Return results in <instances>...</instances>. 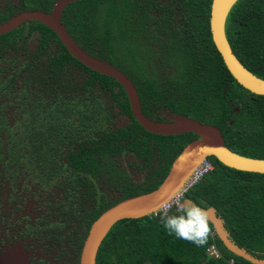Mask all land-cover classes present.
Listing matches in <instances>:
<instances>
[{
    "label": "trees",
    "instance_id": "trees-1",
    "mask_svg": "<svg viewBox=\"0 0 264 264\" xmlns=\"http://www.w3.org/2000/svg\"><path fill=\"white\" fill-rule=\"evenodd\" d=\"M55 1L5 2L0 23L22 9L49 11ZM210 5L211 0H77L61 18L82 48L127 74L147 116L161 119L165 107L214 124L228 148L264 158V95L244 88L227 70L211 38ZM225 34L238 60L264 79V0L235 1ZM120 114L127 117L125 125L117 124ZM197 137L145 130L122 86L79 62L45 24L31 21L0 34V208L6 184L20 177L48 185L73 172L75 183L86 189L74 187L70 194L81 204L67 202L58 211L76 222L71 235L58 237L59 245L69 244L70 260L63 264H78L83 239L103 210L156 188L183 146ZM124 152L143 160L144 180L135 183L119 166L116 156ZM209 159L213 170L184 197L213 207L229 237L264 259V173ZM98 179L118 190L114 200L96 189ZM15 191H8L10 206L20 200ZM85 199L92 203L85 206ZM208 224V243L197 247L168 235L157 213L118 220L103 238L96 264H254L229 251ZM210 246L218 256L209 253Z\"/></svg>",
    "mask_w": 264,
    "mask_h": 264
},
{
    "label": "water",
    "instance_id": "water-1",
    "mask_svg": "<svg viewBox=\"0 0 264 264\" xmlns=\"http://www.w3.org/2000/svg\"><path fill=\"white\" fill-rule=\"evenodd\" d=\"M74 1L77 0H56L49 11L22 9L0 23V34L10 32L31 21L45 24L55 32L67 51L79 62L100 74L114 78L122 86L133 117L145 130L162 135L192 132L198 136L183 146L156 188L117 201L92 221L80 248L78 264H96L98 248L114 223L124 218H140L155 213L166 198L179 191L191 171L203 158L214 156L226 166L258 173H264V158L248 157L228 148L221 130L214 124L183 114H168L165 109L163 114L167 117L166 120L147 116L142 110L136 86L127 74L112 63L90 54L68 32L61 15L67 5ZM235 1L237 0H211L209 16L211 38L233 78L250 92L264 95V79L253 74L238 60L226 38L225 19ZM206 212L214 233L229 251L251 263L264 264V259L252 255L229 237L213 207L207 208Z\"/></svg>",
    "mask_w": 264,
    "mask_h": 264
},
{
    "label": "rangeland",
    "instance_id": "rangeland-1",
    "mask_svg": "<svg viewBox=\"0 0 264 264\" xmlns=\"http://www.w3.org/2000/svg\"><path fill=\"white\" fill-rule=\"evenodd\" d=\"M125 123V119L122 118L118 125ZM121 162L126 163L125 156L121 157ZM144 172L146 171H134L132 175L140 178L145 175ZM6 186L9 188L8 191L14 188L20 200L10 206L9 192L3 194L4 201L0 208V264H61L64 260L68 262L69 258L67 260L64 254L60 255L68 250L69 244L64 242L59 245L58 242H53L49 234L41 230L46 225L53 226V221H56L58 228H60L59 234L62 232L65 235L71 231L72 227L64 224V218L61 220L56 214H52V217L47 219V223L37 224L35 228L33 226L36 220H41L44 217L43 213L46 211L44 202H47L48 199L55 201V204H57V199L63 201L59 198L60 193L54 192V197L51 199L43 195L42 197L45 196L43 199H35L34 197L32 200V194L35 193L37 187L36 181L32 180L26 185L23 177H20L17 184H6ZM51 189L54 190L55 188ZM26 226H31L34 229L28 231ZM69 253L72 254V252Z\"/></svg>",
    "mask_w": 264,
    "mask_h": 264
},
{
    "label": "flooded vegetation",
    "instance_id": "flooded-vegetation-1",
    "mask_svg": "<svg viewBox=\"0 0 264 264\" xmlns=\"http://www.w3.org/2000/svg\"><path fill=\"white\" fill-rule=\"evenodd\" d=\"M5 2H8V4H13V3H17L18 4L19 0H1L0 1V5L2 6ZM80 75L81 74H77V76H79V77H80ZM163 109H165L168 114H172L173 113V112L168 111L165 107H163V108H161V111L158 114L161 119H157V120H166L167 119V117L163 114ZM122 118L125 119V121L127 123V117L120 114L119 119H117V124L119 123L120 119H122ZM125 124H123V125H125ZM122 156H125V158H126V163L125 164H123L121 162V157ZM116 158L118 160L119 166H121L126 171L128 177L130 179H132L135 183L144 180L145 177L148 175L147 170L144 168L143 160L142 159H138L136 157L135 153H133V152L132 153L124 152V153H121V154L117 155ZM137 165H141V169H138L136 167ZM141 170H145L146 171V172H144L145 175L143 177L136 178L134 175H132L134 171H141ZM130 171H132V172H130ZM76 178L77 177L75 176V174H73V172H63V173H61L59 175V177L57 179L54 180V182H52V183L50 182V184L45 185L44 183H41V182L37 181L36 179L24 177L26 185H27V183L31 182L32 180L36 181L37 187L35 189V193L32 194L33 195L32 200H34L33 199L34 197H35V199L36 198L37 199L38 198L43 199L45 196L51 199L52 197H54V192H56V191L58 193H60V195H61V197L59 195L60 200H63L61 202V201H59L56 198L57 199L56 200L57 204H55V201H51L49 199H48L47 202H44L45 203L44 205L46 206V211H45V213H43L44 217L41 220H36L35 221V223L33 224L34 228L37 226V224L47 223V221H48L47 219L49 217H52V214H56V216L59 219L61 218V220L64 218V224L67 226L66 222H68L71 219V217H66V216H68V215H66V213H64V215L61 217L58 214V211L60 210V206H65V204L67 202H68V204L70 206H71L72 203H73V205L81 204L80 200L75 199L74 196H72L70 193L74 190V187H76L75 188L76 190H78L80 188L82 191H84L86 189L85 185H82L81 183H78L79 181L77 183H75ZM95 186H96V189L100 193L103 194L105 199L114 200L119 194L118 190L114 186L113 187H109L108 186V183H107L106 180L98 179V181L95 184ZM27 188H28V186H27ZM27 188L24 187V189H27ZM51 188H55V189L53 190ZM90 189L93 190L94 187L92 185H90ZM65 192H66V194H65ZM43 195H45V196L42 197ZM93 197H95V194L93 195ZM49 201H51V202H49ZM84 201L86 203L85 206H89L92 203V200H89V199H85ZM50 204H54V208H52L50 206ZM71 221H72V219H71ZM53 223H54L53 226L49 224V225H46V227L44 226L41 230L43 232L45 231L47 234H49L51 236V239L53 240V242L57 243L58 242V237L60 235L59 232H58V231H60V228L57 227L58 224L56 223V221H53ZM75 224H76V222L72 221V223L69 225V226L72 227L71 231H69L68 233L63 235L64 238H66L67 235H69V234L71 235V232L73 230V225H75ZM40 227H42V226H40ZM34 228H32L31 226L30 227L26 226V230H28V231H31ZM68 250H69V247H68ZM63 254L65 255V259H68L65 251L62 252L60 256H62ZM64 261H66V260H64ZM63 263H61V264H63Z\"/></svg>",
    "mask_w": 264,
    "mask_h": 264
},
{
    "label": "clouds",
    "instance_id": "clouds-1",
    "mask_svg": "<svg viewBox=\"0 0 264 264\" xmlns=\"http://www.w3.org/2000/svg\"><path fill=\"white\" fill-rule=\"evenodd\" d=\"M173 208L175 211L173 212ZM167 234L188 241L197 247L208 243L210 228L206 209L180 193L175 199L166 198L157 211Z\"/></svg>",
    "mask_w": 264,
    "mask_h": 264
},
{
    "label": "built area",
    "instance_id": "built-area-1",
    "mask_svg": "<svg viewBox=\"0 0 264 264\" xmlns=\"http://www.w3.org/2000/svg\"><path fill=\"white\" fill-rule=\"evenodd\" d=\"M214 168L213 162L209 159V157L203 158L191 171L189 176L184 181L183 185L179 189V191L174 194L171 198L175 199L176 196H178L180 193H183V196H185V193L193 188L206 174H208L210 171H212ZM175 209V208H173ZM158 211V210H157ZM157 211L153 214H156ZM209 253L218 256V251L214 246H210L208 249ZM211 251V252H210Z\"/></svg>",
    "mask_w": 264,
    "mask_h": 264
},
{
    "label": "bare ground",
    "instance_id": "bare-ground-1",
    "mask_svg": "<svg viewBox=\"0 0 264 264\" xmlns=\"http://www.w3.org/2000/svg\"><path fill=\"white\" fill-rule=\"evenodd\" d=\"M225 7H227V5L225 4Z\"/></svg>",
    "mask_w": 264,
    "mask_h": 264
}]
</instances>
